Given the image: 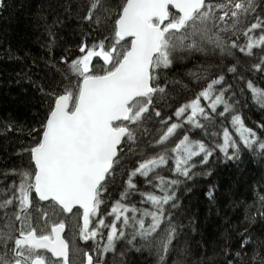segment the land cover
<instances>
[{
  "label": "snow or ice",
  "instance_id": "6c2138e0",
  "mask_svg": "<svg viewBox=\"0 0 264 264\" xmlns=\"http://www.w3.org/2000/svg\"><path fill=\"white\" fill-rule=\"evenodd\" d=\"M80 19L87 31L50 65L53 77L29 78L44 111L27 164L4 174L0 264H108L121 242L184 264L172 261L173 210L195 158L250 149L264 159V122L254 130L240 113L249 102L264 110V0H86ZM259 203L247 216L259 236L240 235L232 264H264V195ZM69 215L83 247L67 238Z\"/></svg>",
  "mask_w": 264,
  "mask_h": 264
},
{
  "label": "trees",
  "instance_id": "16d2710c",
  "mask_svg": "<svg viewBox=\"0 0 264 264\" xmlns=\"http://www.w3.org/2000/svg\"><path fill=\"white\" fill-rule=\"evenodd\" d=\"M85 3L86 0H6V7L0 10V192L13 179L4 174L27 164L23 150L31 143L29 129L36 127V118L43 115V99L29 78L46 82L54 73L50 65L60 67L61 57L70 54L67 50H76L81 31H87L80 19ZM50 26L56 37L51 51ZM240 113L254 130L264 122V110L251 102ZM259 131L264 129H259L258 134ZM191 137L215 143L199 130H193ZM195 159V175L189 180L181 178L176 189L180 207L173 211L182 227L172 261L232 264L240 235L246 229L256 236L260 233L259 226L250 223L247 216L250 209L256 215L259 196L264 195V159L250 149L242 152L238 160H228L223 153H214L207 165ZM161 174L174 178L168 168ZM210 192L214 199L209 197ZM75 223V217L69 215L67 238L83 247V241H75ZM121 252L125 253L123 257ZM104 259L108 264H121V260L125 264H157L155 253L147 249L129 252L124 242Z\"/></svg>",
  "mask_w": 264,
  "mask_h": 264
}]
</instances>
